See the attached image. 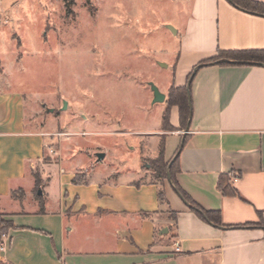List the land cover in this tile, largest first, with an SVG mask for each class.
<instances>
[{"label":"crops","instance_id":"0c3cea01","mask_svg":"<svg viewBox=\"0 0 264 264\" xmlns=\"http://www.w3.org/2000/svg\"><path fill=\"white\" fill-rule=\"evenodd\" d=\"M24 1L3 0L0 25L11 21L21 28ZM173 1L179 20L166 23L176 27L181 45L176 80L168 89L185 86L195 66L220 50H264V14L230 0ZM4 69L0 213L12 226L0 237V264H264L263 63L203 65L187 95V132L189 119L183 126L178 105L170 107L173 130L163 129L162 116L155 132L163 140L166 161L174 158L184 138L174 178L208 212L203 217L169 179L163 184L126 181L112 179L114 173L75 183L74 173L60 174L57 194L51 193L54 178L45 158L52 135L30 127L25 93L11 82L5 85ZM37 166L42 194L31 201ZM222 174L237 195L221 192Z\"/></svg>","mask_w":264,"mask_h":264},{"label":"rangeland","instance_id":"374dc122","mask_svg":"<svg viewBox=\"0 0 264 264\" xmlns=\"http://www.w3.org/2000/svg\"><path fill=\"white\" fill-rule=\"evenodd\" d=\"M21 16L19 29L0 25V71L5 85L25 93L30 127L52 135L45 158L51 193L60 174L70 173L167 182L155 173L163 146L155 132L176 80L180 35L162 26L178 22L175 1L28 0ZM150 83L166 93L165 102L153 103ZM98 152L105 153L101 161ZM32 175L34 201L42 191L39 166Z\"/></svg>","mask_w":264,"mask_h":264},{"label":"trees","instance_id":"16d2710c","mask_svg":"<svg viewBox=\"0 0 264 264\" xmlns=\"http://www.w3.org/2000/svg\"><path fill=\"white\" fill-rule=\"evenodd\" d=\"M230 1L235 6L241 9L252 11L255 13H259V14H264V3L257 2L255 0H230ZM218 59H229L231 61H234L236 63H241V64H248L252 62H258V63L264 64V50H220L215 56L204 60L203 62H201V64H209ZM224 63L225 62H223L222 64ZM190 75H189V78H190ZM187 95L188 93H187L186 86L175 87L173 85L169 89V95H168L169 108L163 114V124H162V127L165 131L173 130V127L171 126L170 121H169L170 107L173 105L179 106L181 123L183 126L186 125L187 120L189 119V116H190V104L188 102ZM178 158H179V155L175 157L170 167L171 178H172L173 184L175 185V188L183 195V197L191 205H193V211H195L201 217H203L204 215L208 216V212L202 210L197 204L193 202V200H191L178 187L176 180L174 178L175 172L177 169ZM171 160L165 161L164 144H163V146L161 147V153H160L159 159L156 161L157 163L155 166L156 176L161 177V178L165 177L168 180L167 166L169 165ZM80 174L81 173L75 174L73 182L75 183L87 182V180H85V178H82ZM160 183L163 184L162 182ZM218 187L223 194H232V195L238 194L236 189L231 187V185L229 184V177L224 174L220 176ZM159 198L161 201H163L165 198L164 190L162 187L159 191ZM10 226H12V223L10 221L3 220L0 214V237L6 233V231L8 230Z\"/></svg>","mask_w":264,"mask_h":264},{"label":"water","instance_id":"95a60500","mask_svg":"<svg viewBox=\"0 0 264 264\" xmlns=\"http://www.w3.org/2000/svg\"><path fill=\"white\" fill-rule=\"evenodd\" d=\"M164 27H166V28H168L169 30H171L174 34H177V29H176L172 24L166 23V24H164ZM222 61L232 62V61L229 60V59H218V60H216V61H214V62H211V63H209V64L216 63V62H222ZM257 63H258V62H257ZM160 64H161L162 66H167V64H164V63H160ZM259 64H261V63H259ZM203 65H208V64H198L197 66H195V68L193 69V71H192V73H191V75H190V78H189V80H188V82H187V90H188V97H189V98H190V86H191V83H192V81H193V78H194L195 74L197 73L198 69H199L200 67H202ZM150 86H151V89H152V91H153V95H154L153 103H163V102L166 100V94H165L164 92H161L160 89L158 88V86L155 85L154 83H150ZM189 100H190V99H189ZM65 107H66V106H65ZM53 111H54V109H50V112H53ZM190 120H191V118L188 120V126H187V128H186V130H185V133H186L187 130H188ZM183 144H184V138H183V140H182V143H181V146H180L179 150L177 151L176 155L174 156V158H173V159L171 160V162L169 163L168 170H167L168 179H169L170 183H171L174 187H175V185L173 184V181H172V178H171L170 167H171V164H172L173 160L175 159V157H176L177 155H179V153H180V151H181V149H182V147H183ZM96 156H97V160H98V161H101V160L104 159V157H105V153H104V152H98V153L96 154ZM178 193H179V195L181 196V198L186 202V204H188L189 206L192 207V205H191V204H190V203H189V202L183 197V195H182L180 192H178ZM38 194H42V191L39 190V191H38Z\"/></svg>","mask_w":264,"mask_h":264},{"label":"built area","instance_id":"2783aa9c","mask_svg":"<svg viewBox=\"0 0 264 264\" xmlns=\"http://www.w3.org/2000/svg\"><path fill=\"white\" fill-rule=\"evenodd\" d=\"M2 4H3V0H0V7L2 6Z\"/></svg>","mask_w":264,"mask_h":264}]
</instances>
